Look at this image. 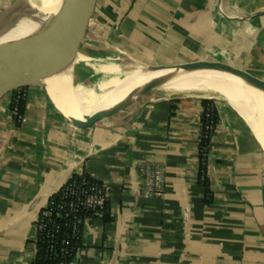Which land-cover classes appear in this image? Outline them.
<instances>
[{
    "label": "crops",
    "instance_id": "1",
    "mask_svg": "<svg viewBox=\"0 0 264 264\" xmlns=\"http://www.w3.org/2000/svg\"><path fill=\"white\" fill-rule=\"evenodd\" d=\"M92 1L83 47L69 44L77 20L65 34L80 58L99 47L107 65L116 50L139 65H196L264 83V0ZM28 79L24 125L0 97V264H31L40 212L83 175L103 187L107 217L85 218L68 264H264V147L233 108L124 92L81 109ZM211 108L201 174L202 116ZM150 165L164 176L161 190L146 194Z\"/></svg>",
    "mask_w": 264,
    "mask_h": 264
},
{
    "label": "bare ground",
    "instance_id": "2",
    "mask_svg": "<svg viewBox=\"0 0 264 264\" xmlns=\"http://www.w3.org/2000/svg\"><path fill=\"white\" fill-rule=\"evenodd\" d=\"M57 39L58 34L31 64L47 89L51 93L54 91L65 97L68 101L53 93L68 105L81 109L96 106L133 89L168 99L180 97L219 100L233 108L264 139V83L207 72L204 75L198 73L169 74L151 71L146 65H136L102 71L94 81L84 84L81 82L82 76L70 69L68 64L70 61L59 54ZM60 92L79 101H90L100 95L101 97L96 101L83 103L66 97ZM89 110H94V108ZM259 142L264 146L260 138Z\"/></svg>",
    "mask_w": 264,
    "mask_h": 264
},
{
    "label": "water",
    "instance_id": "3",
    "mask_svg": "<svg viewBox=\"0 0 264 264\" xmlns=\"http://www.w3.org/2000/svg\"><path fill=\"white\" fill-rule=\"evenodd\" d=\"M79 3L80 0H16L0 13V97L7 88L13 91L28 87L29 75H34L42 82L33 66L31 72H25L26 68L57 34L60 35L63 32L62 37L65 42L67 29L73 24L72 22L67 25L73 10L76 15L73 21L77 20V25L71 39H74L77 33L84 31L91 17L93 1L88 0L87 4L81 8ZM65 47L69 53L73 54L69 51L67 43ZM72 49H74L73 45ZM58 52L61 55L59 49ZM147 67L151 71L169 74H206L205 70L196 65ZM53 93L68 101L58 93L54 91Z\"/></svg>",
    "mask_w": 264,
    "mask_h": 264
},
{
    "label": "built area",
    "instance_id": "4",
    "mask_svg": "<svg viewBox=\"0 0 264 264\" xmlns=\"http://www.w3.org/2000/svg\"><path fill=\"white\" fill-rule=\"evenodd\" d=\"M26 88H17L12 91V106L9 109V113L13 121L21 125L26 122L24 113L20 114L18 102L26 100ZM10 103V104H11ZM208 117V116H207ZM213 124L211 120L206 121L202 127V132L199 141H206L212 133ZM206 148L199 149V168L204 167L205 162V151ZM200 173H203L202 168L199 169ZM164 173L162 169L150 165L146 167L143 171V192L146 194H151L159 192L161 190V185L163 181ZM65 189H67L65 200L63 203L59 204L55 210L57 217L63 215L65 219H68V234L62 238L58 243L54 240V235L58 231V226H52L48 228V251L54 255L59 256L62 259L69 256L70 253L75 249L76 243L79 241L81 227L85 219L79 216V212L82 209L92 210L96 214L103 216L105 212L106 197L103 187L99 185L94 180L83 179L77 183L68 184ZM48 214V213H47ZM44 214V217L48 215ZM58 244V249L56 245Z\"/></svg>",
    "mask_w": 264,
    "mask_h": 264
},
{
    "label": "trees",
    "instance_id": "5",
    "mask_svg": "<svg viewBox=\"0 0 264 264\" xmlns=\"http://www.w3.org/2000/svg\"><path fill=\"white\" fill-rule=\"evenodd\" d=\"M24 105H25L24 101L21 100L18 102L20 114L24 113ZM11 106H12V103L9 105V109L11 108ZM203 106H204V110L209 109L211 106V101L205 100L203 102ZM204 115H205V111H204V114L202 116V126H204V124L208 120H211L212 124L215 123L216 113H215L213 108H211V114H210L211 116L210 117H205ZM206 147H207L206 141H200L199 142V149L206 148ZM201 168H202V171L204 173L205 167L200 166L199 169H201ZM83 179L92 180L89 177L84 176V175L83 176H73L57 193H55L54 195H52L49 198L47 206L45 207L44 210H42L40 212L38 219L35 223V226L37 228L36 255H35L34 260L31 262V264H68L72 260L75 250H73L69 256H67L63 259L59 256L52 255L48 251V239H49V237H48L47 229L51 228L52 226H58L59 229H58L57 233L54 235V240L57 243L59 241H61L62 238L65 237V235L68 234L67 223L69 220L65 219L63 217V215L60 217H57L55 214V210L58 207V205L63 203L65 200V195L67 192V189H65V187L68 184L77 183ZM203 185L205 187V192H208L207 191L208 186H207L206 180L203 181ZM105 212H107L106 204H105ZM44 214H47L48 216L44 217L43 216ZM93 214H94V212L92 210H88V209H82L79 212V216L82 217L83 219H85L87 216H91ZM103 217L106 218L107 214L103 213ZM78 242L75 245V249L78 246ZM56 249H58V244L56 245Z\"/></svg>",
    "mask_w": 264,
    "mask_h": 264
},
{
    "label": "rangeland",
    "instance_id": "6",
    "mask_svg": "<svg viewBox=\"0 0 264 264\" xmlns=\"http://www.w3.org/2000/svg\"><path fill=\"white\" fill-rule=\"evenodd\" d=\"M11 1H13V2L10 4H6L7 2H11ZM15 1L16 0H7V1L6 0H0V9L5 10L7 7L12 5ZM75 19H76V15H75V12L73 10L71 13V16H70V20L68 21L67 25L71 24L73 22V20H75ZM84 33H85V30L79 34L77 33V35H75L74 39H71V45H73V47L76 51H78L80 47L81 48L83 47V44H81V41L83 40ZM62 36H63V32L58 36V39H57V41L59 42V43L57 42V45L59 46L58 49H60L59 51L61 53V56L65 57L66 60L70 61V62H68L65 60L66 62H68V64H70L69 66L73 72L79 73L82 76L81 82L84 84L89 83L91 81H94L100 75V73L102 71L117 70V69H120L121 67H124V66L139 65V64L134 63L133 61L127 59L125 57V55H123L122 52L116 51V50H114L111 54L108 53V56L113 59L112 64L107 65L105 63H102L104 61V60H102V58H105L107 53L102 52V50L99 47L97 49H96V47H94L95 51L93 52V54H90V52H86L88 50L84 49L83 53H82V54H84L83 55L84 58H80V57L76 56L78 52L73 53L71 55V53H69L68 50L66 51V49H65L66 43L63 41ZM87 49H89V48L87 47ZM63 55H66L69 57H66ZM31 71H32V64L27 66L25 72H31ZM205 72H207V71H205ZM207 73H212V72H207ZM25 88L27 89V87H25ZM126 94H136V95H143V96H147V97L154 96V95L146 94L145 92L137 90V89L128 90V91H126ZM4 96H7V97L9 96V98H10L9 102L11 103L12 91H10L7 88L1 97H4ZM25 123H23L21 125H24ZM259 138L264 142V139L262 137L259 136ZM260 144L262 145V143H260Z\"/></svg>",
    "mask_w": 264,
    "mask_h": 264
}]
</instances>
